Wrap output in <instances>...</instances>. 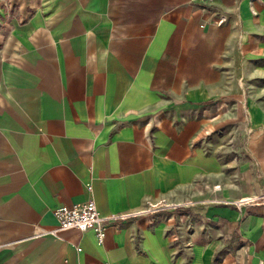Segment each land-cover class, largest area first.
Listing matches in <instances>:
<instances>
[{
	"label": "crops",
	"instance_id": "crops-1",
	"mask_svg": "<svg viewBox=\"0 0 264 264\" xmlns=\"http://www.w3.org/2000/svg\"><path fill=\"white\" fill-rule=\"evenodd\" d=\"M263 186L264 0H0V264H264Z\"/></svg>",
	"mask_w": 264,
	"mask_h": 264
},
{
	"label": "built area",
	"instance_id": "built-area-1",
	"mask_svg": "<svg viewBox=\"0 0 264 264\" xmlns=\"http://www.w3.org/2000/svg\"><path fill=\"white\" fill-rule=\"evenodd\" d=\"M188 1L203 3L210 0ZM218 20H221V18H219ZM259 200L264 201V186L262 187V190L259 194L239 198L235 200L233 204L235 206H242ZM178 206L179 204L167 202L166 200L160 198L152 202L146 201L145 206L138 210L119 212L110 215H102L98 212L93 201L91 199H87L80 204L59 205L53 208L51 215L55 221V226L52 230L48 231V233L55 234L57 231H64L69 229H73L78 232L92 230L96 241L98 243H101L105 235L104 227L107 224L117 228L118 224L121 221L127 218L138 217L141 215H147L149 219L152 220V216L156 212L165 209H173Z\"/></svg>",
	"mask_w": 264,
	"mask_h": 264
}]
</instances>
